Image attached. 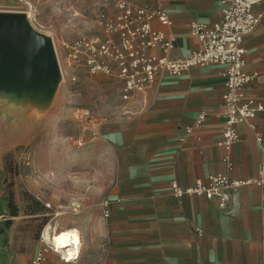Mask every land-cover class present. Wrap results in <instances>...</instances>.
<instances>
[{"label": "crops", "instance_id": "0c3cea01", "mask_svg": "<svg viewBox=\"0 0 264 264\" xmlns=\"http://www.w3.org/2000/svg\"><path fill=\"white\" fill-rule=\"evenodd\" d=\"M96 1L36 0L37 19L45 27L58 26L57 13L72 7L83 22L84 11L92 9L97 24ZM143 2L162 7L171 19L170 25L155 24L173 40L170 58L188 56L200 47L190 33L191 22L214 24L227 8L223 0ZM26 10L24 0H0V38H20L21 31L27 32L22 37L35 46L27 56L42 61L48 42ZM254 11L262 15L261 22L245 37L244 47L247 71L259 73L247 89L259 106L257 130L241 123L240 140L229 149L220 145L226 67L219 64L194 67L180 76L159 72L143 95L140 113L89 127V138L106 150L112 166L103 189L104 199L112 202L110 213L104 217L102 212L98 223L105 241L103 264H264V184L242 187L224 206L198 196L176 197L171 188L173 181L186 188L226 174L227 155L235 164L231 176L264 178V2ZM201 114L205 118L198 123ZM6 196L0 182V203L5 205L0 204V223L10 218ZM16 259L20 264L26 257ZM0 264H14L2 249Z\"/></svg>", "mask_w": 264, "mask_h": 264}, {"label": "rangeland", "instance_id": "374dc122", "mask_svg": "<svg viewBox=\"0 0 264 264\" xmlns=\"http://www.w3.org/2000/svg\"><path fill=\"white\" fill-rule=\"evenodd\" d=\"M57 14L58 26L45 27L38 19L31 22L45 41L54 44L56 60L52 56L31 62L19 50L15 56L4 50L7 46L0 49V182L7 195L8 190L14 193L20 209L8 237L0 238V250L14 264H19L17 255L26 257L20 264H32L43 248L41 233L48 224L59 230L77 227L81 256L71 264H103L105 241L98 223L112 166L106 150L91 141L88 131L116 115L119 90L103 75L78 72L73 81L66 68L62 43L96 28L92 9L84 11L86 22L72 7ZM25 192L51 207L28 213ZM43 264L66 263L50 251Z\"/></svg>", "mask_w": 264, "mask_h": 264}, {"label": "built area", "instance_id": "2783aa9c", "mask_svg": "<svg viewBox=\"0 0 264 264\" xmlns=\"http://www.w3.org/2000/svg\"><path fill=\"white\" fill-rule=\"evenodd\" d=\"M35 1L24 0L27 5L25 14L32 23L37 21L38 16ZM223 2L227 8L222 20L214 24L191 22L190 33L199 40L200 47L188 56L170 58L168 52L173 47V40L155 26L156 23H172L162 7L143 0H97L96 28L78 39L62 43L66 68L71 71L73 81L77 80L78 72L90 77L103 75L113 79L119 88L120 102L114 117L125 118L141 112L143 95L159 72L180 76L194 67L224 65L226 91L223 94L224 126L220 145L229 149L240 140L239 124L247 123L257 130L255 119L259 106H256L254 98L247 95V89L259 73L246 69L248 62L244 40L261 22L262 15L256 13L254 7L264 0ZM204 118V114H201L198 123ZM258 139L261 140L259 133ZM223 160L228 167L226 174L212 175L207 182L197 180L186 188L173 181L171 188L174 195L203 197L224 206L232 199L233 192L242 187L264 184V178L231 176L235 164L228 155ZM111 204L109 199L102 201L104 217L109 216ZM45 205L51 207L49 203ZM41 241L43 248L36 252L32 264H43L50 251L58 254L64 262L79 259L80 249L75 246L72 258L65 257L67 251L64 253L63 250L68 248L58 250L46 240L44 230Z\"/></svg>", "mask_w": 264, "mask_h": 264}, {"label": "bare ground", "instance_id": "6f19581e", "mask_svg": "<svg viewBox=\"0 0 264 264\" xmlns=\"http://www.w3.org/2000/svg\"><path fill=\"white\" fill-rule=\"evenodd\" d=\"M44 237L48 242L55 245L58 250L62 251L64 248H68L63 251L64 253L67 251L65 257L69 256V259L72 258L71 256L76 250L75 246L77 249L80 247L81 232L77 227H66L62 230H58V228H53L51 224H48L44 228Z\"/></svg>", "mask_w": 264, "mask_h": 264}, {"label": "trees", "instance_id": "16d2710c", "mask_svg": "<svg viewBox=\"0 0 264 264\" xmlns=\"http://www.w3.org/2000/svg\"><path fill=\"white\" fill-rule=\"evenodd\" d=\"M24 199L27 202V210L28 213L35 215L39 212L46 210L45 203H42L40 200L35 198L32 194L25 192ZM7 209L9 212V217L5 219L2 223H0V238L3 237L6 239L8 237V230L12 225V218L17 217L19 215V207L14 200V193L11 190H8V195L5 198ZM47 207V206H46Z\"/></svg>", "mask_w": 264, "mask_h": 264}, {"label": "water", "instance_id": "95a60500", "mask_svg": "<svg viewBox=\"0 0 264 264\" xmlns=\"http://www.w3.org/2000/svg\"><path fill=\"white\" fill-rule=\"evenodd\" d=\"M20 33L22 35H25V36L27 35V32L21 31ZM20 33L18 32V34H20ZM22 35L20 38H13V39H11V38L9 39L8 37L7 38H0V41L4 42L2 44L0 43V49L2 48V46H3V48H5L7 46V48H5L4 50L7 49L10 53L14 52L15 56L19 50L20 53H22L24 55L23 58L25 60L31 61V59H30L31 57L30 56L28 57L27 53L29 50L34 52L35 46L27 45L26 44L27 40H26V38L22 37ZM31 35H35V33L33 32ZM28 39H30V38H28ZM47 42H48V40H47ZM53 45H54L53 43L48 42L47 46L45 47L44 59L42 61H45L46 58L50 59V57L55 55ZM54 58H55V56H54ZM55 60H56V58H55ZM42 61H37V62H42ZM31 62H35V61H31Z\"/></svg>", "mask_w": 264, "mask_h": 264}]
</instances>
